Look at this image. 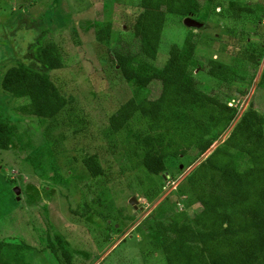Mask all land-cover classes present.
Wrapping results in <instances>:
<instances>
[{
  "label": "trees",
  "instance_id": "16d2710c",
  "mask_svg": "<svg viewBox=\"0 0 264 264\" xmlns=\"http://www.w3.org/2000/svg\"><path fill=\"white\" fill-rule=\"evenodd\" d=\"M212 13L228 22V29H236L243 22L254 27L264 17V2L252 5L230 0L223 7L219 0H139L138 12L123 26L114 28L113 22L96 25L95 42L111 54L107 62L112 63L131 95L130 112L122 106L106 121L108 147L104 155L90 144L96 141L87 133L90 127L98 133L103 127L88 121L86 126L73 130L65 115L74 98L67 92L66 83L57 81L51 72L64 69V54L60 42L46 40L56 27L41 14L36 19L44 21V30H34L32 24L36 20L29 25L30 63L12 57L7 62L12 65L0 79V108H7L14 117L44 124L42 136L47 151L69 148L73 154L71 162L82 167L91 180L112 181L104 158L109 155H117L123 161L120 174L125 170L136 174L144 170L154 186L140 192L147 201L161 192L167 176L175 180L176 175L199 161L178 187L183 209L177 212L178 205L173 204V209H168L171 205L158 209L160 203L156 206L157 218L167 219L168 211H173L169 217L173 223L179 213L186 217V211L191 210L190 219L186 217V222L175 224L156 240L166 264H264V113H259L254 100H250L239 115L242 98L252 88L254 93L264 92V41L254 42L238 35L237 50H220L230 63L212 55L202 63L196 57L200 29L188 28L182 45L169 47L161 68L155 65L157 55L153 53L155 57H151L152 49L156 53L159 49L169 17L180 21L192 17L205 26ZM59 17L60 14L55 20L56 30L63 27ZM69 29V41L80 46L76 29ZM196 71L215 80L214 94L200 88ZM154 81L160 91L152 99L149 89ZM16 139V123L7 122L0 115V151L10 150ZM38 156L31 162L34 167L41 165L45 156L49 158V154ZM170 159L174 160L173 173L167 166ZM49 169L59 177L54 163ZM136 179L142 185L139 175ZM132 185L127 181L128 187ZM3 193L8 198L12 195L10 202L16 201L17 195L8 187ZM102 197L96 194L91 203L101 206L105 203ZM194 205L197 208L193 210ZM123 211L126 213L125 209L118 210L120 215ZM92 212L87 202L78 209L70 208V213L81 219ZM133 216H125V220L133 221ZM48 227L46 250L58 264H74L75 255L68 242ZM110 230H116L114 225ZM32 250L24 242L0 240V264H30L26 255Z\"/></svg>",
  "mask_w": 264,
  "mask_h": 264
},
{
  "label": "rangeland",
  "instance_id": "374dc122",
  "mask_svg": "<svg viewBox=\"0 0 264 264\" xmlns=\"http://www.w3.org/2000/svg\"><path fill=\"white\" fill-rule=\"evenodd\" d=\"M219 1L225 7L230 0ZM235 1L252 5L264 2ZM138 3L139 0H0V79L12 65L7 64L11 57L30 63L28 43L32 39L29 29L31 22L36 20L32 24L34 30L38 27L39 30H44V21L36 19L41 14L46 22L58 28L55 20L60 14L59 20L63 27L60 30L54 28L53 34L46 35V40L61 43L66 66L62 70L51 72L57 81L66 83L67 92L74 98L70 110L65 114L68 115L72 129L84 127L88 121H93L99 128L103 127L100 133L94 127H90L87 133H91V139L96 141H91L90 144L104 155L103 151L108 147V140L105 138L106 121L122 106L125 112H130L128 103L131 102V95L127 84L115 71L112 63L107 62L106 58L110 60L111 54L95 42L94 30L96 25L113 22L114 28H118L128 23L131 15L138 12ZM243 23L238 24L236 29H228L229 23L212 13L205 26L199 30L196 57L202 63L210 55L230 63V59L220 50H237L235 40L238 35L248 37L254 42L264 41V17L254 27L249 22ZM70 26L76 29L80 46H74L69 41ZM188 30L183 25V20L168 18L157 53L156 49L151 52L152 55H157V67L164 65L171 45H182ZM152 55L151 57H155ZM262 65L257 71V77ZM195 74L201 82L200 88L208 94L216 92L217 85L212 77L205 72L196 71ZM149 90L150 98H156L160 91L158 82H152ZM253 91L254 88L242 98L239 115L244 113L250 100H254V106L259 113H264V92ZM7 110L5 107L0 108L1 118L16 123L17 139L10 150L0 151V185L4 183V186H0V240L11 239L31 246L33 250L26 255L30 264H58L45 248L49 225L68 242L75 255L74 264H166L162 251L156 247V240L163 237L164 232L167 234L175 224L186 222V217L190 219L188 214L191 210L186 211V217L179 213L176 216L177 221L173 223L169 218L173 211L166 212L167 219L165 216L157 218L156 206L160 203L158 209L163 205H171L168 209H173V205H178V208L175 207L177 212L183 209L182 198L181 195L178 197L177 190L199 161L176 175L175 180H170L167 176L161 192L154 194V200L147 201L140 192L154 186L144 170L137 174L125 170L124 174H120L123 161L117 155H109L104 158L112 181L101 178L91 180L82 167L71 162L73 154L69 148L64 147L59 152H53L49 148L47 151V142L42 136L44 124L14 117ZM39 153L41 157L49 154V158L45 156L41 165L39 163L34 167L31 162L39 159ZM172 162L174 160L167 161L171 173L175 169ZM53 163L59 177L49 171ZM137 175L140 176L142 185L137 182ZM127 181L134 186L128 187ZM5 187L12 193L14 188L21 189L15 202H10L12 195L8 198L3 193ZM96 194L102 195L101 199L105 200V203H100L101 206L91 203ZM131 198L136 200L133 204L135 207L132 206L129 212L134 214L133 221L125 220V216L130 215L127 206H130ZM86 202L93 209L86 218L81 219L70 213V208L78 209ZM195 208L197 205L192 207L193 210ZM119 209H125L126 213L123 211L120 215ZM111 225L116 230L111 231Z\"/></svg>",
  "mask_w": 264,
  "mask_h": 264
},
{
  "label": "water",
  "instance_id": "95a60500",
  "mask_svg": "<svg viewBox=\"0 0 264 264\" xmlns=\"http://www.w3.org/2000/svg\"><path fill=\"white\" fill-rule=\"evenodd\" d=\"M183 25L187 28H192V29H195V30H198L200 28H202L204 26L203 23L199 22V21H196L195 19H193L192 17H186L183 19ZM181 168V167H180ZM14 193L16 195H18L19 193V189L18 188H14ZM136 200L135 198H131L130 201H129V205L127 207V210L128 211H131L132 210V206L135 207V204Z\"/></svg>",
  "mask_w": 264,
  "mask_h": 264
},
{
  "label": "built area",
  "instance_id": "2783aa9c",
  "mask_svg": "<svg viewBox=\"0 0 264 264\" xmlns=\"http://www.w3.org/2000/svg\"><path fill=\"white\" fill-rule=\"evenodd\" d=\"M229 105H232V104H229ZM246 108V107H245ZM240 110H241V104H240ZM245 110V109H244Z\"/></svg>",
  "mask_w": 264,
  "mask_h": 264
}]
</instances>
